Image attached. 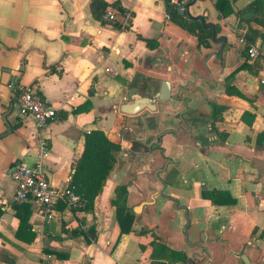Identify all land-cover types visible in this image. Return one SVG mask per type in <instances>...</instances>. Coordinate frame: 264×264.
Returning a JSON list of instances; mask_svg holds the SVG:
<instances>
[{
  "label": "crops",
  "instance_id": "crops-1",
  "mask_svg": "<svg viewBox=\"0 0 264 264\" xmlns=\"http://www.w3.org/2000/svg\"><path fill=\"white\" fill-rule=\"evenodd\" d=\"M91 1L0 0V255L11 264H264V141L255 140L264 132V61L250 60L238 42L250 27L259 32L251 45H264V27L247 23L254 12L244 11L254 0H229L226 17L217 0H169L187 6L177 13L184 20L219 27L209 48L169 19L165 0H103L114 14L104 22L92 17ZM163 80L171 98L155 103L154 123L141 118L139 126V113H120L133 93L151 97ZM15 83L33 87L55 117L37 128L21 116ZM209 102L226 106L216 128L227 137L204 147L195 137L211 141L210 125L187 127L181 115H208ZM245 111L254 115L250 125ZM96 129L120 151L93 210L59 202L40 213L28 202L17 212L8 168L33 165L45 147L48 181L62 189L84 133ZM120 185L134 215L124 234L111 205ZM201 190L227 192L234 203L215 206Z\"/></svg>",
  "mask_w": 264,
  "mask_h": 264
},
{
  "label": "trees",
  "instance_id": "trees-1",
  "mask_svg": "<svg viewBox=\"0 0 264 264\" xmlns=\"http://www.w3.org/2000/svg\"><path fill=\"white\" fill-rule=\"evenodd\" d=\"M108 4L103 0H92L90 3V12L94 19L104 22L103 16L106 12ZM216 9L219 11L222 17H226L233 13L229 0H217L215 3ZM117 8L123 12L124 10L117 6ZM165 11L167 12L169 19L174 22L179 27L186 30L188 33L196 37L197 47L209 48L211 40V29L206 28L197 20H184L177 14L176 9L170 4L169 0H165ZM244 11L254 12V16L247 21H253L264 27V0H254L252 1ZM215 36L219 31V27L214 25ZM259 34L258 31L253 30L250 27H246L244 32L240 34V38L244 41L243 52L246 53V49L249 45L254 43L255 37ZM215 38V37H214ZM145 45L149 49H156L158 43L153 39H144ZM15 95H18L23 88H19L18 84H14ZM226 92L229 95H238L239 93L233 88L226 86ZM210 113L208 115L197 113L195 110L188 109L181 115V123L190 127L195 125L196 127L209 124V132L211 134V141L203 139L201 136H196L195 139L199 141L201 146H212L219 145L223 143L227 137L226 132L219 131L216 128V123L221 119V113L226 108L225 105L209 102ZM192 119V123H189L187 118ZM254 115L245 111L241 120L250 125ZM256 144L262 145L264 141V132L259 133L255 137ZM261 140V141H260ZM120 151V145L111 141L103 131L96 129L84 133L83 135V152L81 156L77 159L74 165V172L71 175V180L69 185L73 187V192L79 197L80 204L75 206L74 209L83 210L86 212H91L93 210V201L95 197L102 190V183L106 179L109 171L115 163V154ZM201 197L208 199L213 205H233L234 201L231 199L227 192L222 191H205L201 190ZM125 196H126V186L120 185L115 188V197L111 199V205L115 207V217L119 225L120 234L129 233L132 230L134 215L131 214L125 207ZM28 202H20L14 204V209L20 210L22 207L28 209ZM29 211V210H28ZM145 232V231H143ZM255 232V229L252 233ZM81 231L78 229H73L71 231L72 235L80 234ZM263 236V234H261ZM155 239H159L155 236ZM178 258L185 261V256L178 253ZM0 261L6 263H13V259L0 255ZM156 264V263H155ZM159 264V263H157Z\"/></svg>",
  "mask_w": 264,
  "mask_h": 264
},
{
  "label": "built area",
  "instance_id": "built-area-1",
  "mask_svg": "<svg viewBox=\"0 0 264 264\" xmlns=\"http://www.w3.org/2000/svg\"><path fill=\"white\" fill-rule=\"evenodd\" d=\"M175 2V0H172ZM103 18L113 20L114 14L111 9L106 10ZM244 45L242 38L238 39ZM250 60L264 61V45H249L246 49ZM264 83V81H261ZM18 113L21 116H29L35 127H43L55 117V108L45 103L33 87L21 90L18 99ZM48 151L41 148L40 154L33 165H25L14 162L7 170L8 177L15 184L13 200L15 202H29L39 208L40 213H49L54 206L61 202L67 207H75L80 204L79 197L73 192V187L67 184L59 189L52 186L47 178L43 158Z\"/></svg>",
  "mask_w": 264,
  "mask_h": 264
},
{
  "label": "water",
  "instance_id": "water-1",
  "mask_svg": "<svg viewBox=\"0 0 264 264\" xmlns=\"http://www.w3.org/2000/svg\"><path fill=\"white\" fill-rule=\"evenodd\" d=\"M187 7V6H186ZM184 5H180L176 8L177 13L183 14L185 12ZM253 13H247L244 18H250ZM214 30L212 29V35ZM171 98V91L169 83L163 80L160 84L159 90L154 93L153 96H145L143 91L133 93L130 97V101L125 102L119 106V111L126 115H136L142 110L147 109L149 111L155 110V103L162 102Z\"/></svg>",
  "mask_w": 264,
  "mask_h": 264
},
{
  "label": "rangeland",
  "instance_id": "rangeland-1",
  "mask_svg": "<svg viewBox=\"0 0 264 264\" xmlns=\"http://www.w3.org/2000/svg\"><path fill=\"white\" fill-rule=\"evenodd\" d=\"M152 113H153V111H149V110H147V109L142 110V111L139 113L140 116L137 117V121H138L137 124H138L139 126H141V124H142L141 118H143V119H144L143 122H144L145 127H148L149 122H150V121L153 122V120H155L154 118H156L155 115H153ZM150 114H152L153 117H145V116H150ZM153 123H154V122H153Z\"/></svg>",
  "mask_w": 264,
  "mask_h": 264
}]
</instances>
